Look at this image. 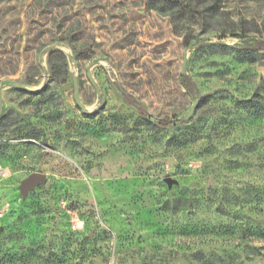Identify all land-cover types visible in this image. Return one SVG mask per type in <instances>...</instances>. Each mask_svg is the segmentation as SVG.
<instances>
[{
  "label": "rangeland",
  "instance_id": "obj_1",
  "mask_svg": "<svg viewBox=\"0 0 264 264\" xmlns=\"http://www.w3.org/2000/svg\"><path fill=\"white\" fill-rule=\"evenodd\" d=\"M186 42L0 77V264H264V0H185Z\"/></svg>",
  "mask_w": 264,
  "mask_h": 264
},
{
  "label": "trees",
  "instance_id": "obj_2",
  "mask_svg": "<svg viewBox=\"0 0 264 264\" xmlns=\"http://www.w3.org/2000/svg\"><path fill=\"white\" fill-rule=\"evenodd\" d=\"M19 5V0H0V77L14 75L21 55L33 60L44 48L56 43L71 45L86 57L96 44L97 53L120 61V67L122 57L139 60L149 52L159 56L167 51L177 64L188 45L185 0H25L22 8ZM146 25L156 33L142 30ZM20 27H24L22 52L23 41L17 45L14 41L21 37ZM97 37L101 43L96 42ZM10 40L14 41L13 47ZM253 48L264 49V43ZM54 56L61 54L51 53V59ZM145 66L142 63L139 68ZM172 74L175 79V71ZM178 78L187 86L183 75L178 74ZM245 105L255 108L254 101Z\"/></svg>",
  "mask_w": 264,
  "mask_h": 264
},
{
  "label": "water",
  "instance_id": "obj_3",
  "mask_svg": "<svg viewBox=\"0 0 264 264\" xmlns=\"http://www.w3.org/2000/svg\"><path fill=\"white\" fill-rule=\"evenodd\" d=\"M57 50V47L55 45L49 46L46 48V52H52ZM88 76L91 80V82L96 86L95 82L92 80L90 72L88 70ZM74 85H75V99H76V103L77 105L83 110L86 111V107L83 105V103L81 102L80 98H79V92H78V85H77V80H74ZM195 107L191 109L188 117H190L194 111ZM3 113V102H2V98L0 96V116ZM46 182L45 176L42 174H33L32 176H30L28 179H26L21 186V192L24 196H26L28 194V192L30 190L35 189L37 186L42 185ZM167 182L169 183V185L172 184L171 179H168Z\"/></svg>",
  "mask_w": 264,
  "mask_h": 264
}]
</instances>
